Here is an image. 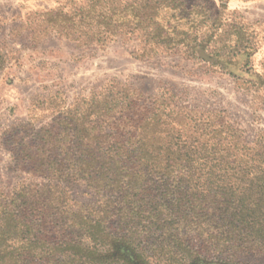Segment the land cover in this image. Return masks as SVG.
<instances>
[{
	"label": "trees",
	"instance_id": "16d2710c",
	"mask_svg": "<svg viewBox=\"0 0 264 264\" xmlns=\"http://www.w3.org/2000/svg\"><path fill=\"white\" fill-rule=\"evenodd\" d=\"M51 1L54 7L29 15L9 35L102 46L133 40L146 58L175 55L204 71L227 72L245 56L243 69L255 52L254 33L225 5L210 18L206 7L185 0ZM245 73L253 82H236L264 100V70ZM123 94L117 112L110 97L102 100V112L121 118L102 122V137L75 109L65 124L59 119L31 140L18 138V167L49 186L0 192V264H239L221 256L264 257V131L247 139L235 123L197 120L199 137L180 140L165 132L161 117L181 129L194 112L161 101L138 108L139 94ZM107 126L112 134L104 133ZM77 179L116 200L72 208L59 182ZM113 218L118 236L110 231Z\"/></svg>",
	"mask_w": 264,
	"mask_h": 264
},
{
	"label": "rangeland",
	"instance_id": "374dc122",
	"mask_svg": "<svg viewBox=\"0 0 264 264\" xmlns=\"http://www.w3.org/2000/svg\"><path fill=\"white\" fill-rule=\"evenodd\" d=\"M185 1L189 6L199 2L208 9L210 18L217 16L222 5L237 14L236 22L244 23L255 35V52L244 67L262 74L264 0ZM54 6L51 0H0V55L4 57L0 62L1 193L9 195L20 185H32L40 192L49 186L46 178L18 167L23 166L18 155V138L24 135L31 140L42 128L50 127L59 119L65 124L62 121L66 113L73 115L75 109L77 114L90 117L95 137H102V122L115 124L121 119L116 113L102 112V100L110 97L116 111L117 100L125 95L124 89L140 95L136 102L138 108L151 110L161 101L168 108L182 106L194 112L188 115L191 122L185 121L187 126L181 129L176 125L171 129L167 118L161 117L165 132L180 140L199 137L200 131L193 128L197 120L206 123L224 119L235 123L246 131L247 139L257 130L264 131V100L254 101V95H247L246 87H241L234 79L253 82L240 66L247 62L245 56L239 58L237 66L228 67L227 72L204 71L202 63L175 55L153 54L146 58L133 40L116 39L102 46L78 44L57 36L33 41L25 33L18 37L9 35V31L24 23L29 15ZM107 127L104 133L112 134ZM59 185L68 190L72 208L87 211L100 205L103 198L116 200L107 192L90 189L78 179L59 182ZM117 226L116 218L109 221L110 231L116 236ZM104 248L102 246V251ZM221 258L239 264H264L263 256L229 257L225 254Z\"/></svg>",
	"mask_w": 264,
	"mask_h": 264
}]
</instances>
